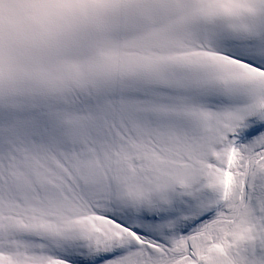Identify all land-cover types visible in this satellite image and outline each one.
Masks as SVG:
<instances>
[{"label": "snow or ice", "instance_id": "1", "mask_svg": "<svg viewBox=\"0 0 264 264\" xmlns=\"http://www.w3.org/2000/svg\"><path fill=\"white\" fill-rule=\"evenodd\" d=\"M0 264H264V0H0Z\"/></svg>", "mask_w": 264, "mask_h": 264}]
</instances>
